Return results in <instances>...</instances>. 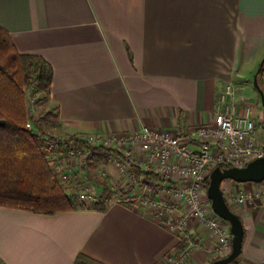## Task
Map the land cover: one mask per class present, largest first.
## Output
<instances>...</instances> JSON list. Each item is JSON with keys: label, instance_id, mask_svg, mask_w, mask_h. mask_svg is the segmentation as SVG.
Returning <instances> with one entry per match:
<instances>
[{"label": "crops", "instance_id": "obj_1", "mask_svg": "<svg viewBox=\"0 0 264 264\" xmlns=\"http://www.w3.org/2000/svg\"><path fill=\"white\" fill-rule=\"evenodd\" d=\"M0 26L21 53L51 64L38 107L65 135L210 123L224 85L241 86L245 67L264 58V0H0ZM221 186L244 225L240 259L264 264V199H234L258 183ZM195 227L202 246L188 264H208L217 241ZM178 244V234L136 202L56 214L0 206L7 264H77L79 254L104 264H159Z\"/></svg>", "mask_w": 264, "mask_h": 264}, {"label": "built area", "instance_id": "obj_2", "mask_svg": "<svg viewBox=\"0 0 264 264\" xmlns=\"http://www.w3.org/2000/svg\"><path fill=\"white\" fill-rule=\"evenodd\" d=\"M256 112L244 87L228 82L215 103L213 120L207 124L178 130L144 126L136 132L83 133L74 138L45 127L38 129L31 119L27 127L47 143L49 163L56 178L74 199L87 206L100 200L103 189L90 178L91 155L97 146L107 149L108 160L93 170V175L108 182L110 195L106 205L136 202L137 206L151 211L165 227L178 234L181 243L159 264H188L193 252L202 246L189 226L190 218L207 226L215 237L214 260L232 251L229 223L213 211L211 204L207 205L203 196L207 194V181L215 167H242L264 156V141L260 140L264 123L258 121ZM108 165L118 169L117 176ZM146 173L161 179H150ZM174 173H178L176 177ZM163 195L176 198L181 204L183 201L184 214L173 217L175 202L163 199ZM234 199L240 204L261 201L264 185L240 191Z\"/></svg>", "mask_w": 264, "mask_h": 264}, {"label": "trees", "instance_id": "obj_3", "mask_svg": "<svg viewBox=\"0 0 264 264\" xmlns=\"http://www.w3.org/2000/svg\"><path fill=\"white\" fill-rule=\"evenodd\" d=\"M52 78L51 64L40 55L21 53L10 33L0 26V119L5 120V124L0 125V206L44 214H56L87 206L79 207L67 193L66 186L54 176L49 163L47 143L35 130L27 127V87L34 86L49 93ZM50 118L51 114L47 112L36 120L35 125L38 129H47ZM70 136L74 138L76 135ZM109 156L107 149L95 147L89 165L90 175ZM146 175L150 179H161L153 173ZM95 181L103 189L100 200L90 207L105 211L106 200L110 195L108 182L98 177ZM208 185L209 179L207 187ZM76 263L104 264L84 254L77 256ZM0 264L7 263L0 257Z\"/></svg>", "mask_w": 264, "mask_h": 264}, {"label": "water", "instance_id": "obj_4", "mask_svg": "<svg viewBox=\"0 0 264 264\" xmlns=\"http://www.w3.org/2000/svg\"><path fill=\"white\" fill-rule=\"evenodd\" d=\"M264 70V59L254 76V87L261 96V102L264 110V91L258 81L259 76ZM5 120L0 119V125H4ZM231 179L237 182H264V156L254 159L245 166L215 167L209 176V185L207 195L211 202L213 211L230 225L233 234L232 251L223 258L213 260L208 264H248L240 260L242 246L244 241V225L241 218L230 208L222 190V182Z\"/></svg>", "mask_w": 264, "mask_h": 264}, {"label": "rangeland", "instance_id": "obj_5", "mask_svg": "<svg viewBox=\"0 0 264 264\" xmlns=\"http://www.w3.org/2000/svg\"><path fill=\"white\" fill-rule=\"evenodd\" d=\"M263 59L256 60L250 66L245 67V69H244V71L242 73L243 74V77L241 78V82H242V85L241 86L244 87V90H245L246 94L251 97L253 103L255 104V107H256V110H257L256 114L259 115L258 121H260V122L262 121L264 123V110H263V106H262V102H261V96H260L259 92L257 91V89L254 87V83H253L254 76L257 73V71H258V69L260 67L261 61ZM262 74L259 76V80L258 81L260 83L261 88L264 91V72ZM261 76H263V77H261ZM236 85H238V84H236ZM26 90H27V97H26V99H27V106H28V121H29V119H31V120H33L34 123H37L36 120L39 117H41V114H43L41 106H40V109H39L38 106L41 105L40 102L42 101V99L43 100L47 99L48 93H46L44 91H41V90H38L36 88L32 89L29 86L27 87ZM32 113H34V115H32ZM52 125L53 124H51V127L49 125V127L47 128V130H49L51 132H54V133H57V134H60V132L57 131L56 129H54ZM260 140L261 141H264V134L261 136ZM176 174H178V173H174L175 177H176ZM90 178L92 180H95L96 179V176L93 175V173H92L90 175ZM129 184H130V182L127 183V185H129ZM176 185H173V186L175 187ZM262 185H264V182H261L260 184H258V186L256 188H259ZM253 189H255V188H253ZM75 190H78V189L75 188ZM67 193L69 194L68 189H67ZM162 198L163 199H166L167 201L172 200V201L175 202V212L173 213V217L178 218L179 216H181L182 214H184L185 210H184V206H183V201H181L182 202V204H181V203L177 202V199L176 198H171V197L166 196V195H163ZM203 198H204V201L207 203V205L208 204H211V202H210L207 194L204 195ZM74 200L76 201V204L79 207L80 206L87 205L85 203L78 202L76 199H74ZM261 201H262V199H261ZM197 225L201 226L202 224L197 219L190 218V220H189V226H190V228H192L194 230L196 228L195 226H197ZM203 227H204L205 230H207L208 232H210V230L208 229L207 226L203 225Z\"/></svg>", "mask_w": 264, "mask_h": 264}]
</instances>
